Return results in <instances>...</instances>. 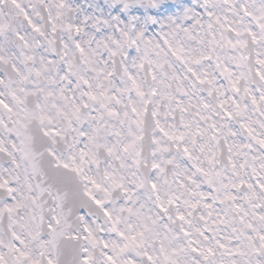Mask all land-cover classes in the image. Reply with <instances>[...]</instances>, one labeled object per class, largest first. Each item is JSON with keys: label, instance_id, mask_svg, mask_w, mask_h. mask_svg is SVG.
<instances>
[{"label": "snow or ice", "instance_id": "6c2138e0", "mask_svg": "<svg viewBox=\"0 0 264 264\" xmlns=\"http://www.w3.org/2000/svg\"><path fill=\"white\" fill-rule=\"evenodd\" d=\"M0 264H264V0H0Z\"/></svg>", "mask_w": 264, "mask_h": 264}]
</instances>
